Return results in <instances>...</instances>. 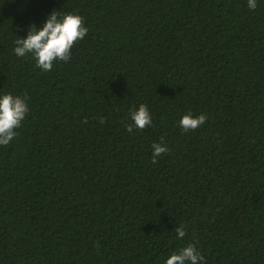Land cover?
<instances>
[{"label":"trees","instance_id":"1","mask_svg":"<svg viewBox=\"0 0 264 264\" xmlns=\"http://www.w3.org/2000/svg\"><path fill=\"white\" fill-rule=\"evenodd\" d=\"M257 5L0 0V96L29 106L0 145V264H166L190 243L200 264H264ZM53 10L81 15L88 33L43 71L15 41ZM140 104L152 125L129 133ZM190 111L207 120L185 132ZM161 137L168 151L153 164Z\"/></svg>","mask_w":264,"mask_h":264},{"label":"clouds","instance_id":"2","mask_svg":"<svg viewBox=\"0 0 264 264\" xmlns=\"http://www.w3.org/2000/svg\"><path fill=\"white\" fill-rule=\"evenodd\" d=\"M249 9L257 8V0H247ZM88 33L84 17L77 13H67L63 16L59 11L53 10L42 28L31 25L26 38H18L15 41L14 52L17 56L23 57L32 54L36 60V66L43 71H51L55 61L68 62L71 58V50L78 40H83ZM29 111L26 97L14 96L11 93L0 96V145H7L17 135L16 129L21 126ZM130 118L134 122L127 126L131 133L133 126L143 130L152 125V116L146 104H140L139 108L130 110ZM106 118L101 117L100 122L104 123ZM207 120L205 114L193 116L191 111L180 120V127L185 131L196 130ZM87 118L85 119V123ZM153 143L152 163H157V157L168 151L166 145ZM178 239L186 235L184 225L175 229ZM198 243V242H197ZM204 256L197 250L195 243H190L173 252L166 260V264H200Z\"/></svg>","mask_w":264,"mask_h":264}]
</instances>
